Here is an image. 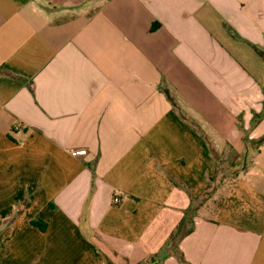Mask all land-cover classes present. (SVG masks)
Segmentation results:
<instances>
[{"label":"crops","instance_id":"1","mask_svg":"<svg viewBox=\"0 0 264 264\" xmlns=\"http://www.w3.org/2000/svg\"><path fill=\"white\" fill-rule=\"evenodd\" d=\"M263 112L264 0H0V264H264Z\"/></svg>","mask_w":264,"mask_h":264},{"label":"trees","instance_id":"2","mask_svg":"<svg viewBox=\"0 0 264 264\" xmlns=\"http://www.w3.org/2000/svg\"><path fill=\"white\" fill-rule=\"evenodd\" d=\"M264 118V112L260 115H256L254 122L260 121ZM236 178V177H235ZM234 178V179H235ZM215 177L211 179L214 181ZM209 184L208 187L209 188ZM197 200V199H196ZM197 207H190L187 211H185L184 218L181 220L180 224L177 226L176 230L171 234L166 244L162 247V249L156 253L151 255L148 261L140 262L137 264H163L164 261L170 257H177L180 264H188L183 253L179 249V244L181 240L193 232L194 229V217L196 215ZM33 225L40 227L42 230H46V227L41 224L39 220L33 221ZM188 225H190L188 227Z\"/></svg>","mask_w":264,"mask_h":264},{"label":"rangeland","instance_id":"3","mask_svg":"<svg viewBox=\"0 0 264 264\" xmlns=\"http://www.w3.org/2000/svg\"><path fill=\"white\" fill-rule=\"evenodd\" d=\"M218 171L216 180L209 186L208 193L199 198L195 205H202L212 196L215 199L212 204V209L216 208V206L221 201V198L227 188L232 184L234 178L237 176V171L234 169H230V166L234 164L238 158L235 157L233 153L230 151H225L222 154H218ZM214 192L213 195L210 192ZM210 193V194H209ZM215 194V195H214ZM211 197V198H212ZM190 225H188L189 227Z\"/></svg>","mask_w":264,"mask_h":264},{"label":"built area","instance_id":"4","mask_svg":"<svg viewBox=\"0 0 264 264\" xmlns=\"http://www.w3.org/2000/svg\"><path fill=\"white\" fill-rule=\"evenodd\" d=\"M17 128H18V127H17ZM72 155H73L74 157L84 156V155H87V151H86V150L74 151V152H72ZM114 203H115V204L120 203V199H119V197H115V198H114Z\"/></svg>","mask_w":264,"mask_h":264}]
</instances>
